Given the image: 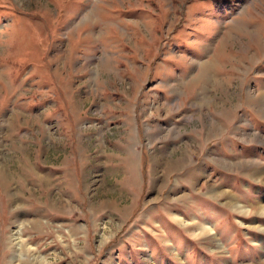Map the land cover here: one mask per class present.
<instances>
[{
    "label": "rangeland",
    "instance_id": "1",
    "mask_svg": "<svg viewBox=\"0 0 264 264\" xmlns=\"http://www.w3.org/2000/svg\"><path fill=\"white\" fill-rule=\"evenodd\" d=\"M0 168V264H264V0H0Z\"/></svg>",
    "mask_w": 264,
    "mask_h": 264
},
{
    "label": "bare ground",
    "instance_id": "2",
    "mask_svg": "<svg viewBox=\"0 0 264 264\" xmlns=\"http://www.w3.org/2000/svg\"><path fill=\"white\" fill-rule=\"evenodd\" d=\"M1 170V168H0ZM208 227H204L201 228L203 231H206ZM23 228H21V232H22ZM23 244V243H22ZM21 244V245H22ZM21 246V248H19L20 252L24 251ZM26 254H28V256H30V258H33V264H44L45 263V258L41 257V256H36L37 254L35 253L34 254V250L31 249L30 247H27V249L24 251ZM37 252V251H36ZM33 254V255H32ZM19 261V262H18ZM15 263L16 264H23V262L21 261V256L20 258H18V256L16 257V260H15Z\"/></svg>",
    "mask_w": 264,
    "mask_h": 264
}]
</instances>
